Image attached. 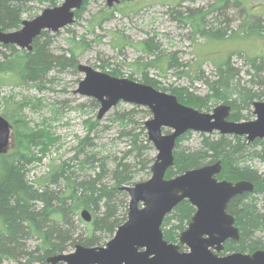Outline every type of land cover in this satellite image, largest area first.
<instances>
[{
  "label": "trees",
  "instance_id": "obj_1",
  "mask_svg": "<svg viewBox=\"0 0 264 264\" xmlns=\"http://www.w3.org/2000/svg\"><path fill=\"white\" fill-rule=\"evenodd\" d=\"M141 1V0H140ZM89 0L81 9L75 11V17L85 11ZM62 0H0V27L4 31H13L21 27L25 15L34 17L32 11L36 6L55 7ZM140 3L139 1L136 4ZM229 3H232L229 6ZM240 0H215L207 10L189 9L187 12L176 11L174 19L180 23L190 24L193 33L215 39H224L229 35L230 16L228 10L236 9L241 16V22L235 31L239 35H264V17L252 16L246 8L239 7ZM135 4V5H136ZM37 6V7H38ZM121 9L115 5L107 7L92 16V26H102L111 20ZM219 22L220 27H214L209 20ZM224 24V25H222ZM50 31L45 30L35 38L31 51L20 49L15 45L0 43V107L1 114L16 126L20 147L16 153L5 160L4 173L0 178V264L11 261L14 264H49L47 258L65 253L69 247L82 244L87 247L99 246L117 228L126 221L128 215V193L122 190L124 185H130L135 179L136 165L150 174L154 157L149 151L153 149L147 139L145 122H139L138 111L152 115L147 107L136 106L130 110L114 111L112 118L120 134L127 138L128 150L125 157L114 160L112 168L107 167V157L95 151L93 139L88 134L80 140L77 152L69 159L60 162L52 161L49 170L38 180H29V165L40 162L50 148L55 147L58 137L46 128L32 127L23 117V107L34 106L33 103L20 102L11 96H1V90L9 84H32L42 88L50 75L57 69L75 67L78 55L89 48V43L83 38L69 39L68 55H58L52 49ZM128 42L124 37H117ZM129 43V42H128ZM142 50L154 53L158 46L153 38L140 42ZM231 56L216 68L215 79H211L199 71L195 74L175 72L178 78L183 73L189 78L190 84L185 86H161L160 82L149 77L147 66L160 67V56L155 60L141 65V79H130L148 84L157 90L175 95L182 104L202 111L211 104L223 101L231 106L229 119L241 121L247 116L253 103L264 97V61L254 59L251 66L254 73L242 84L239 70L231 62ZM264 60V59H263ZM175 55H171L169 65L176 63ZM135 65V64H134ZM102 71L116 77L122 73L111 68L110 64L100 65ZM166 73V70L163 71ZM202 81L206 92L201 94L194 86V81ZM96 101V100H95ZM96 105L99 103L95 102ZM89 132L95 129L99 122H91ZM39 126V125H38ZM17 133V134H18ZM191 131L177 139L174 165L168 169L166 176L173 177L186 170L202 167L221 161L222 171L219 179L231 181L246 180L254 184L251 192L234 196L227 210L234 216L235 225L239 228L240 238L229 240L226 251L253 252L264 249V139H256L250 143L244 136L200 134V143L188 147L183 141L189 138ZM262 145L260 150L257 147ZM41 155L38 157L35 151ZM132 156L136 165L128 160ZM260 158L261 167L252 164L254 158ZM111 179L106 183L105 179ZM87 209L92 214L91 222H84V231H79L82 222L78 217L81 210ZM195 208L188 200L181 201L173 211L166 216L163 223L164 237L167 241L179 243L180 234L189 225ZM78 217V219H75ZM31 239H36L33 248L28 245Z\"/></svg>",
  "mask_w": 264,
  "mask_h": 264
},
{
  "label": "water",
  "instance_id": "obj_2",
  "mask_svg": "<svg viewBox=\"0 0 264 264\" xmlns=\"http://www.w3.org/2000/svg\"><path fill=\"white\" fill-rule=\"evenodd\" d=\"M86 0H62L55 7H47L31 20H23L19 29L4 31L0 27V43L15 45L31 51L35 38L48 30L52 33L75 22V11ZM108 7L121 0H105ZM84 73L76 90L99 102L97 118L101 120L121 102L147 107L152 118L145 122L148 139L157 150L151 166V177L122 190L130 196L127 220L105 246L87 247L77 244L75 251L47 258L49 264H264V249L252 253L233 252L219 255L224 243L240 238L235 218L227 211L230 200L244 192H251L254 184L246 180L218 179L221 161L206 164L184 173L166 177L174 165L177 139L188 132L246 136L248 142L264 138V101L254 102L255 120L232 121L231 106L221 104L213 113L202 112L182 104L170 93L157 90L127 77H116L90 65L79 64ZM171 128L165 134L163 128ZM11 137V123L0 114V153L7 150ZM183 200L195 208L188 227L182 231L179 243L164 237L163 223L167 215ZM85 222L92 221L89 210L81 211ZM186 245L188 251H181Z\"/></svg>",
  "mask_w": 264,
  "mask_h": 264
},
{
  "label": "rangeland",
  "instance_id": "obj_3",
  "mask_svg": "<svg viewBox=\"0 0 264 264\" xmlns=\"http://www.w3.org/2000/svg\"><path fill=\"white\" fill-rule=\"evenodd\" d=\"M139 1L140 3L136 4ZM215 0H121L117 6L121 11H117L115 16L102 26H92V16L108 7L105 0H90L85 11L75 22L55 33H50L52 37V49L58 55H68L71 37L77 39L83 38L89 43V48L82 51L77 59L76 66L55 70L49 77L48 81L42 88L28 84H9L2 88L1 96H11L20 102H31L33 107H23V117L29 121L32 127L43 129L46 128L58 137L55 147L50 148L40 162L35 161L29 165V180H38L49 170L50 163L54 160L57 163L69 159L77 152L80 140L88 134L93 139L94 150L107 157V167L114 166V160L124 158L128 150V140L120 134L116 124L111 121L114 111L130 110L132 104L121 102L112 108L101 120L97 118L99 104L96 105L95 99L77 93L80 81L84 78V73L78 71L79 64L90 65L98 70H102L100 65L110 64L111 68H116L122 73V77L133 75L135 79H141V67L148 61L155 60L160 56V67L147 66L149 77H153L160 82L161 86L170 87L185 86L190 84L189 78L183 73V77L178 78L175 72H186L190 74L204 72L206 77L215 79L216 68L223 63L228 56L234 67L239 70L242 84L250 79V74L254 73V67L250 64L254 59L258 62L264 61V35H239L240 31H235L241 22V16L236 9L228 10L230 23L229 35L224 39H215L201 34L193 33V27L190 24L180 23L174 19L176 11L187 12L189 9H210L209 6ZM233 0H231L232 2ZM242 3L239 7L246 8V12L254 16L264 17V0H240ZM136 4V5H135ZM232 3H229L231 6ZM38 6V5H37ZM32 11L34 17L40 14L45 6H38ZM214 14L209 15L210 23L214 27H220L219 22L214 21ZM25 20H31L28 14L24 16ZM224 25V24H222ZM241 34V33H240ZM124 36L128 42L121 41L117 44V37ZM153 38V42L158 46L154 53H148L142 50L140 42ZM175 55L176 64L169 65L171 55ZM139 60L137 65L135 62ZM135 64V65H134ZM144 67V66H143ZM166 70V73L163 71ZM262 76H264V71ZM194 86L198 92L205 94V85L202 81L195 80ZM257 101H264V97ZM98 103V102H97ZM223 101H217L211 104L210 108L203 109L202 112L212 113L214 108L223 104ZM4 112L0 107V114ZM138 121L145 122L152 115H147L138 111ZM247 116L242 121H251L256 119L254 107L249 111H244ZM10 121V120H9ZM99 122L98 126L89 132L91 122ZM11 137L10 145L7 150L0 153V178L4 173L5 160L11 154L17 152L20 147L19 133L15 125L10 121ZM39 125V126H38ZM166 133L171 132L165 129ZM18 133V134H17ZM148 139L147 130L145 129ZM214 132L212 134H215ZM207 134V135H212ZM246 138V136H244ZM202 137L198 132H192L183 144L188 147L197 146ZM264 139V138H263ZM247 140V138H246ZM248 142V140H247ZM153 146V145H152ZM262 145L257 147L260 150ZM35 154L41 155L35 151ZM150 157H155L156 149L153 147L149 151ZM128 160L134 162L132 156ZM252 164L261 167L260 158L252 160ZM140 165H136L135 179L130 184L147 181L151 177L147 170H142ZM106 183H111V179H105ZM130 196L128 194V206ZM82 211V210H81ZM81 218V214L78 215ZM75 217V219H78ZM127 218V216H126ZM82 219V218H81ZM79 223L84 231V220ZM125 222V221H124ZM123 222V223H124ZM186 229V228H185ZM114 236V235H113ZM113 236L105 239L99 246H105ZM264 241V235H263ZM37 240L31 239L28 245L32 248L36 246ZM76 246H71L65 253L75 251ZM189 248L184 245L182 250ZM2 264H14L11 261H4Z\"/></svg>",
  "mask_w": 264,
  "mask_h": 264
},
{
  "label": "flooded vegetation",
  "instance_id": "obj_4",
  "mask_svg": "<svg viewBox=\"0 0 264 264\" xmlns=\"http://www.w3.org/2000/svg\"><path fill=\"white\" fill-rule=\"evenodd\" d=\"M228 211V210H227ZM229 212V211H228ZM230 213V212H229ZM231 214V213H230ZM229 240H232V239H229ZM229 240H227L225 243H224V249H223V251H221L220 253H219V255H226V254H230V253H233V252H238V251H226V244H227V242L229 241ZM182 247V246H181ZM184 251H188V250H184ZM244 253H252V252H244Z\"/></svg>",
  "mask_w": 264,
  "mask_h": 264
}]
</instances>
